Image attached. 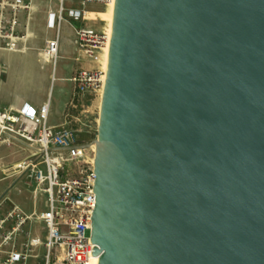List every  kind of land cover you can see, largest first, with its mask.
<instances>
[{"label":"water","instance_id":"1","mask_svg":"<svg viewBox=\"0 0 264 264\" xmlns=\"http://www.w3.org/2000/svg\"><path fill=\"white\" fill-rule=\"evenodd\" d=\"M78 148L89 264H264V0H114Z\"/></svg>","mask_w":264,"mask_h":264},{"label":"built area","instance_id":"2","mask_svg":"<svg viewBox=\"0 0 264 264\" xmlns=\"http://www.w3.org/2000/svg\"><path fill=\"white\" fill-rule=\"evenodd\" d=\"M113 2L79 0V8L66 9L60 0L56 11L47 12V28L54 29L57 35L46 43L41 56L55 64L60 26L65 21L74 22L77 23L73 28L76 48L81 57L94 65L91 69H77L70 77L71 107L75 106V100L87 95L100 98L105 69L99 58L108 47L110 31L89 26L86 7ZM31 3L32 0H0V50L18 51L23 39L18 36L19 16L28 13ZM47 109V104L38 110L27 104L0 109V140L21 138L34 146L35 154L43 159V168L34 170V179L39 184L45 183L47 204L46 210L29 214L15 205L6 213L0 209V264H29L31 258L39 259L41 264L90 262L91 216L95 206L92 159L84 161L77 131L67 123L58 127L47 125ZM67 164L74 166L71 173L65 169ZM37 226L39 231L34 233ZM40 248L41 256L37 253Z\"/></svg>","mask_w":264,"mask_h":264},{"label":"crops","instance_id":"3","mask_svg":"<svg viewBox=\"0 0 264 264\" xmlns=\"http://www.w3.org/2000/svg\"><path fill=\"white\" fill-rule=\"evenodd\" d=\"M32 3V10H38L40 12L39 21L42 23L44 33L46 34V38L41 37L39 43L36 44L38 49L39 47H44L48 41L54 39L57 35L54 29L47 28L46 16L49 10H57L60 0H48V3L46 1V5H40L39 0H32ZM70 8L72 7L66 9ZM86 11L88 12L87 16H89V12H98L90 11L87 8ZM30 20L31 18L27 17L26 12L21 13L19 16L20 24L17 29L18 32L28 33V48L25 51L16 52L0 50V109L18 107L27 104L38 110L43 104H47V125L58 127L63 123L69 124L74 120H78V118L72 114V111L70 113V111L67 110V106L73 93V83L70 81V77L75 70L82 68L91 69L94 65L81 57L74 43L73 28L77 26V23L68 21L63 22L60 26L58 33V58L55 66L50 65L47 59L46 63H44V57H42L43 63H40V61L36 59L35 53L29 48L33 36L30 29ZM92 26L94 27L95 24H92L91 27ZM94 28L96 30L102 29V27L98 28L96 26ZM52 81L57 85L58 91L56 100L53 104L50 103L48 96L49 87ZM67 84L70 86V92L68 97L64 99L61 95V91ZM85 97H90V95ZM93 99L90 100L92 107L95 105V99L97 98ZM99 101L100 100H98V108ZM86 152L87 151L84 150V161L89 162L91 161V158H89V155ZM46 208L47 204L45 201L44 210H46Z\"/></svg>","mask_w":264,"mask_h":264},{"label":"rangeland","instance_id":"4","mask_svg":"<svg viewBox=\"0 0 264 264\" xmlns=\"http://www.w3.org/2000/svg\"><path fill=\"white\" fill-rule=\"evenodd\" d=\"M39 1L40 5H46V1L48 3V0ZM63 3L66 8H79V0H63ZM32 5L33 3H31V6ZM86 8L90 11H98L96 13L91 12L92 18L88 16L90 18V20H87L88 25L91 26L92 24H95L98 28H103L105 25V27H107V6L90 4ZM27 17L31 18L30 29L33 35L29 48L35 53L36 59L39 60L40 63H43L41 50L45 46L42 48L39 47L38 49L36 47V44L39 43L41 37L46 38L42 23L39 21L40 12L38 10H29ZM19 33L18 36H23V39L20 41L18 51H25L28 48V33ZM44 63H46V60H44ZM49 64L52 65L51 62H49ZM53 66H55V64ZM69 92L70 86L67 84L61 91V95L64 99L68 97ZM57 94V85L52 81L48 91L51 104L55 102ZM93 98L97 99H95V105L92 107L90 100ZM98 100H100L99 97L90 95V97H85L78 101L75 100V102H73L75 105L74 107H71L70 105L71 99L69 101L67 110L70 111V113L72 111V114L75 115L78 120H74L67 125L77 131L80 144L90 143L96 137ZM34 148V146H31L21 138L2 137L0 140V209L3 213H6L14 205L28 214L45 209L46 193L44 192V188L46 185L45 183L39 184L34 179V170L43 168V159L35 154ZM86 151L89 158H92V150L86 149ZM21 166H23V168H21ZM73 167L72 164L65 165V169L69 170L70 173ZM38 227L39 226L33 229L34 233ZM42 252L43 250L41 248L37 250V253L40 256ZM33 263L41 264V261H39V259L31 258L29 264Z\"/></svg>","mask_w":264,"mask_h":264},{"label":"bare ground","instance_id":"5","mask_svg":"<svg viewBox=\"0 0 264 264\" xmlns=\"http://www.w3.org/2000/svg\"><path fill=\"white\" fill-rule=\"evenodd\" d=\"M107 9H108V24H107V27H105L106 29H108L110 31V23H111V18H112V9H113V3H110L107 5ZM30 10H32V6L30 7ZM89 17L92 18V14L91 12H89ZM109 45V44H108ZM107 52H108V47L104 49V51L102 52V54L100 55V58H99V62L101 63L102 65V68L105 69L106 67V60H107ZM45 60H46V57H44ZM32 152V151H31Z\"/></svg>","mask_w":264,"mask_h":264}]
</instances>
